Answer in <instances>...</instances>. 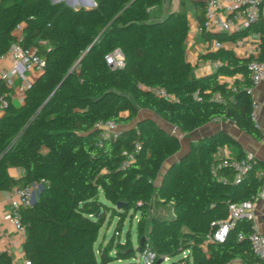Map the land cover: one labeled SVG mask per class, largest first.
<instances>
[{"label": "trees", "instance_id": "1", "mask_svg": "<svg viewBox=\"0 0 264 264\" xmlns=\"http://www.w3.org/2000/svg\"><path fill=\"white\" fill-rule=\"evenodd\" d=\"M93 1L92 7H71L61 0H0V55L17 42L36 46L43 59L20 105L0 81L1 92H7L0 115V191L43 180L31 204L17 209L26 259L30 264H113L135 258L147 245L154 262L162 257L170 264H264L251 251L246 217L234 220L222 240L213 237L228 217L229 203L262 190L264 178L255 170L264 165L252 159V168L238 178L230 165L212 173L220 147H236L232 158L246 156L220 129L190 142L184 155L161 171L180 152V139L140 113H154L184 134L213 119H228L261 140L250 118L251 56L223 46L206 49L200 58L216 61V67L196 76L186 58L189 23L183 6L152 19L148 8L163 0ZM193 5L202 24L205 1ZM250 33L258 34L256 59L264 60V14L235 31L199 32L206 43ZM115 50L123 57L119 66L106 61ZM219 76L233 81H219ZM215 93L225 100H215ZM98 119L118 124L99 146L100 130L93 127ZM9 167L22 172L14 178ZM152 199L170 204L171 215L150 214ZM134 214L136 249L129 231L119 238L124 221ZM112 222L109 237L98 240L102 226ZM0 264H11L8 253L0 254Z\"/></svg>", "mask_w": 264, "mask_h": 264}, {"label": "crops", "instance_id": "2", "mask_svg": "<svg viewBox=\"0 0 264 264\" xmlns=\"http://www.w3.org/2000/svg\"><path fill=\"white\" fill-rule=\"evenodd\" d=\"M61 1H63L64 3H66L71 7H77V6L90 7V4L88 2H85L84 0H61ZM194 1L195 0H163L161 4L153 5L149 7L148 13L152 17V19H160L168 12L176 11L183 6L189 23V33L186 39V58L192 64L195 75L202 76L214 71L217 62L212 60L204 61L200 58V55L203 52H205L206 49H209V45L213 40L210 43H206L196 30L198 22L195 17L196 7L193 5ZM227 16L229 15L225 9L222 8L218 11V17L220 19H224ZM241 28L242 27L233 28L232 30L226 32L235 31ZM258 41H259L258 34L250 33L249 35L239 38L235 41L221 42V46L232 49V51L238 56L247 57L252 47L255 44L258 45ZM22 72H23V68L20 66L16 68L14 66V61L10 56L0 58V81L4 83L6 80H10L11 82L9 86V88L11 89L10 97H11V101L15 105H20L22 100L23 92L20 91V89L18 88V84L20 82L19 74ZM25 73L28 76L29 82H31L39 72L31 71ZM218 80L230 84L232 83L233 78L226 76H219ZM251 96L256 104V118L254 122L260 129L262 136H264V79L253 85V87L251 88ZM2 112L3 111L0 110V115L2 114ZM151 114L146 113V115H148L149 118L153 119L165 130L170 131L176 134V136H178L177 133L174 132L175 130H177L176 128L159 119L154 113ZM167 126H171L172 129L168 128ZM220 129L228 132L238 141L241 150L245 155L248 154L252 155L253 159L259 161L260 164L262 163V165H264V143H262L261 140H255L249 135L240 131L235 126V124L228 119H213L212 121L208 122L202 127L197 128L190 133H187L190 134V137L188 138V145L190 142L197 140L199 137L206 134H210ZM237 153H238V149L236 147L226 145L220 147L217 150V152L214 154V158L215 159H219L222 157L232 158ZM21 172L22 170L20 168H16V167L8 168L9 175L13 176L14 178H17L21 174ZM262 172H264V166L262 167L259 166L255 170L256 175L257 173H262ZM9 197H10L9 191H0V254L4 252L8 253L11 258V264H24L26 257L22 249V244L25 238V233L22 234L21 232L16 230L13 224L10 223L9 221V210H10ZM254 212H255L257 227L262 233H264V194H262L255 200ZM170 215H171V207H170Z\"/></svg>", "mask_w": 264, "mask_h": 264}, {"label": "built area", "instance_id": "3", "mask_svg": "<svg viewBox=\"0 0 264 264\" xmlns=\"http://www.w3.org/2000/svg\"><path fill=\"white\" fill-rule=\"evenodd\" d=\"M222 8L225 9L229 15L224 19H220L218 17V11ZM259 13L264 14V0H205V20L202 24L197 25L196 30L198 33L202 30L230 31L233 28L246 26L249 22L254 20ZM15 30H19V25L15 27ZM219 46H221V43L213 40L209 45V49H215ZM258 53L259 46L255 44L247 56H251V59L247 62V69L249 78L254 84L264 79V60L256 59ZM6 56H10L13 59L14 66L16 68L19 66L23 68V72L19 74L20 82L18 84V88L23 92L24 88L29 84V79L25 72H39L43 65V59L38 54L36 46L24 47L17 42L13 43L7 52L1 54L0 58H4ZM106 61L112 66H119L123 63V57L119 50H115L106 56ZM4 84L9 87L11 82L10 80H6ZM155 92L161 95L165 94L163 89H156ZM6 95L7 92L2 93L0 90V110L2 111L7 105ZM214 99L220 102L225 100L219 93L214 94ZM250 118L253 121L256 118V104L254 101L250 112ZM93 127L100 130V134L96 140V144L99 146L101 144L102 137L106 135V132H114L118 128V124L111 119H98L94 123ZM261 142L264 143V138L261 139ZM127 159H132V156L127 155ZM252 159L253 156L250 154L239 159L222 157L210 165V171L213 173L215 168L218 166L230 165L234 168V176L238 178L243 172L252 168ZM125 163L126 162H124L122 166ZM257 175L264 178V172L257 173ZM42 183L43 180H37L27 187H16L10 191L9 221L13 224L16 230L22 234L25 233V229L21 223L17 209L19 206H27L31 204ZM262 194H264V182H262V190L256 196H252L242 202L229 203L228 217L226 220L220 222V226L218 230L213 233V237L217 240H222L227 228L234 220L246 217L251 221V231L248 234L251 251L258 259H260L261 262H264V233H262L257 227L254 212L255 200ZM238 237H241V235L239 234ZM137 254L141 263L155 264V254L149 246H144V248ZM24 264H30V261L25 259Z\"/></svg>", "mask_w": 264, "mask_h": 264}, {"label": "rangeland", "instance_id": "4", "mask_svg": "<svg viewBox=\"0 0 264 264\" xmlns=\"http://www.w3.org/2000/svg\"><path fill=\"white\" fill-rule=\"evenodd\" d=\"M84 1L87 2L88 0H84ZM140 113L151 114L149 111H144V110H140ZM167 127L172 129L171 126H167ZM174 132L177 133V135H178V137L180 139L181 151H183L188 145V138L190 137V134H183V133H181L180 131H177V130H175ZM110 133L111 132H106V135H109ZM179 154H180V152L172 155L168 160H166L165 164L162 166L161 171L164 170V168L166 167L167 163H169L172 160L177 159ZM149 212H150V214L158 216V217H160V216L169 217V215H170V205L169 204L157 203V202H155V199H152L150 201V203H149ZM136 219H137V214H134V215L128 217L124 221V223L122 225L121 233H120V236H119V238L122 240L123 237H124L125 232L129 231L131 242H132V246H133L134 249H136L137 246H138V241L136 239V228H135ZM113 227H114V222H112L108 227H107L106 224H104L102 226V228L100 229L98 240H100L103 235H105L106 238L109 237V235L111 234V232L113 230ZM170 262H171V260H168V259L165 260L164 259L160 264H170ZM113 264H143V263H141L139 261L138 254H137L135 258L126 259V260H117Z\"/></svg>", "mask_w": 264, "mask_h": 264}, {"label": "water", "instance_id": "5", "mask_svg": "<svg viewBox=\"0 0 264 264\" xmlns=\"http://www.w3.org/2000/svg\"><path fill=\"white\" fill-rule=\"evenodd\" d=\"M52 1H59V0H52ZM89 4H90V7H92L94 5V1L93 0H88L87 1ZM89 49V47L86 49V51ZM81 59V57L79 58V60ZM173 135L176 136V134L173 133ZM184 155V152L181 151V153L179 154V156L177 157V160L180 159L182 156ZM176 161V159L174 160ZM173 162H169V165H171ZM120 205V202L117 203V206ZM141 243L139 244V248L141 247ZM164 259L161 257V258H158L155 262V264H159L163 261Z\"/></svg>", "mask_w": 264, "mask_h": 264}]
</instances>
